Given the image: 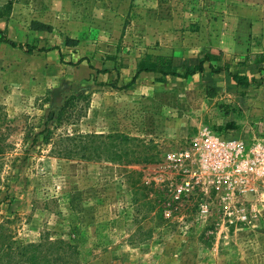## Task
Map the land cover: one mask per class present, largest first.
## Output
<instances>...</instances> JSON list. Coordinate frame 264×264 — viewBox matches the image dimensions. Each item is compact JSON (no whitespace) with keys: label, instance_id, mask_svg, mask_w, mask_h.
Here are the masks:
<instances>
[{"label":"rangeland","instance_id":"obj_1","mask_svg":"<svg viewBox=\"0 0 264 264\" xmlns=\"http://www.w3.org/2000/svg\"><path fill=\"white\" fill-rule=\"evenodd\" d=\"M9 1L0 30L37 49L0 33V264H264V0ZM206 54L230 73L125 87L150 56L184 74ZM71 96L87 100L58 133L126 134L128 157L51 154L38 134Z\"/></svg>","mask_w":264,"mask_h":264},{"label":"trees","instance_id":"obj_2","mask_svg":"<svg viewBox=\"0 0 264 264\" xmlns=\"http://www.w3.org/2000/svg\"><path fill=\"white\" fill-rule=\"evenodd\" d=\"M12 7H13L12 1H9L5 6L0 7V19L4 18L5 16H8V14H10L11 12ZM31 29L34 31L52 30L50 26H47L40 22H32ZM0 33L2 35L1 37L2 40L14 48L27 50V51L37 49L35 46L15 44L13 41L6 38L2 30H0ZM76 44H77L76 40H72L69 38L66 40L67 46H76ZM82 61L83 60L79 61V63H81ZM215 61H219V57L214 56L212 54H206L199 64L194 66H189L184 74H180L174 70V62L171 56H157V57L150 56L147 59H143L140 61L133 79L125 87L134 85L142 73H155L160 75L161 77L171 76L180 79H188L197 74L203 73L205 71L206 63L209 64V67L211 68L212 72L215 74H220L222 72L230 73L229 68L215 67L213 64V62ZM263 63L264 61L262 60L254 62L255 65H261ZM261 69L264 70V67H262ZM107 72H108L107 70L100 71V73H107ZM230 75L238 86H250L255 84L257 80L256 75L252 76L251 79H248L247 77L238 74H230ZM84 100H87V96H71L65 101L60 111L56 115L55 119L52 120L54 122L53 127L46 126L38 134V136L42 137V143L46 146H51V151H50L51 154L58 158L70 159V160L79 159L85 161H102L108 159V160L121 162L125 157H128L130 155L131 146L135 141L134 138L126 134L113 133L106 135L102 133H90V132L87 133L73 132V133H62V134L58 133L60 129L65 128V126L67 125H72L73 123L79 120L80 118L79 111L81 110V108H79V103ZM38 136H35L34 138L35 143L37 141ZM133 154H135V152ZM128 163L131 164L133 162H128ZM132 177H133L132 175L128 176V178L132 180L131 184H133L134 182ZM66 252L69 251L63 248V252L61 253H66ZM62 256H63L62 254L55 253L53 255V258H56V260H60ZM44 262H47V258L41 256L39 258H35L34 262H32L31 264H44Z\"/></svg>","mask_w":264,"mask_h":264},{"label":"crops","instance_id":"obj_3","mask_svg":"<svg viewBox=\"0 0 264 264\" xmlns=\"http://www.w3.org/2000/svg\"><path fill=\"white\" fill-rule=\"evenodd\" d=\"M246 17V18H245ZM249 16H247L246 14H243V12H241L240 15H237L236 17H232L229 18L228 20L231 22V25L226 27L225 29L228 31V35L234 39L237 37L238 40V44H240V41H242V39L239 38V35L241 33V28H243L244 31H248V29H250L251 26V21L248 20ZM256 24V23H255ZM257 25V24H256ZM235 28H237L238 30L236 31ZM251 31V30H249ZM239 32V33H237ZM250 36V32L248 33V37ZM240 39V40H239ZM237 43H235V45L238 46ZM253 52V51H252ZM258 66L260 68H262V66H264V63L261 65H255ZM143 74V73H142ZM256 75L255 73H252V76Z\"/></svg>","mask_w":264,"mask_h":264}]
</instances>
